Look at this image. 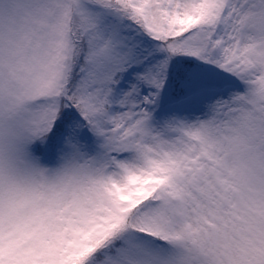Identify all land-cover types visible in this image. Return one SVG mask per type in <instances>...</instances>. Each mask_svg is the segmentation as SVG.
Listing matches in <instances>:
<instances>
[{"label": "snow or ice", "instance_id": "6c2138e0", "mask_svg": "<svg viewBox=\"0 0 264 264\" xmlns=\"http://www.w3.org/2000/svg\"><path fill=\"white\" fill-rule=\"evenodd\" d=\"M0 264H264V0H0Z\"/></svg>", "mask_w": 264, "mask_h": 264}]
</instances>
